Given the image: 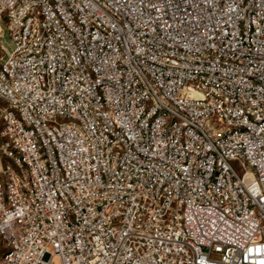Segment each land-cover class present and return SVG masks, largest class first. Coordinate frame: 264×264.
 <instances>
[{"label": "built area", "instance_id": "1", "mask_svg": "<svg viewBox=\"0 0 264 264\" xmlns=\"http://www.w3.org/2000/svg\"><path fill=\"white\" fill-rule=\"evenodd\" d=\"M0 104V264H264V0H0Z\"/></svg>", "mask_w": 264, "mask_h": 264}, {"label": "rangeland", "instance_id": "2", "mask_svg": "<svg viewBox=\"0 0 264 264\" xmlns=\"http://www.w3.org/2000/svg\"><path fill=\"white\" fill-rule=\"evenodd\" d=\"M2 24L5 26L6 23L3 21ZM3 107V104H0V113H1V108ZM1 132H2V123H1V118H0V144H1Z\"/></svg>", "mask_w": 264, "mask_h": 264}]
</instances>
